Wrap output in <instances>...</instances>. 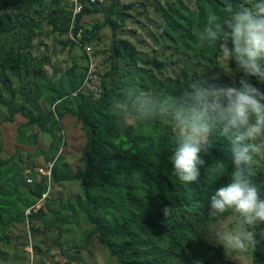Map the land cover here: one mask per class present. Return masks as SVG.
Listing matches in <instances>:
<instances>
[{
    "label": "rangeland",
    "instance_id": "1",
    "mask_svg": "<svg viewBox=\"0 0 264 264\" xmlns=\"http://www.w3.org/2000/svg\"><path fill=\"white\" fill-rule=\"evenodd\" d=\"M83 3L91 14L82 20L77 37L71 32V21L75 22L78 15L69 20V32L65 26L68 19L62 22L61 30H54L48 21L49 15L55 18L60 15L49 2L41 11L32 12L34 23H38L32 30L33 52L30 58L33 61L27 69L15 72L0 67V100L6 103L5 107L0 105V264H28L31 260L33 264H120L95 237L86 241L92 226L80 211L85 209V203L79 185L68 181L53 183L35 173L60 151L63 153L55 168L58 177L73 176L83 170L80 157L85 135L74 112L80 97H99L103 77L110 70L111 29L103 27L97 36L92 37L91 34L96 32V25L105 23L113 0H95V4L85 0ZM170 3L180 8L185 5L187 14L184 15L197 17L195 0H119L116 11L125 16L122 38L131 41L145 57H166L174 43L177 48H183L180 39L183 27L169 19L168 23L177 28L172 30L170 24L166 25V20H160L156 9H167ZM61 7H67L71 9L67 12H72L69 0H65ZM181 14L183 16V10ZM193 20L196 22V19ZM26 29H17L10 38L0 41V61L3 54L26 46L29 40ZM161 33L168 34L171 39H160ZM184 33L187 37L190 35L188 46L194 42L200 44V32ZM150 36H153V41L156 40L159 49L151 42ZM177 56L183 59L178 49ZM184 56L188 59L187 63L184 67L181 65L176 73L160 75L157 71L137 68V74L135 71L129 76L122 66L121 73L129 77L118 94L132 101L137 93L143 97L144 91L180 95L185 83L200 79L211 68L203 52L194 57L187 53ZM225 71L229 73L228 67ZM115 84L116 79L112 80L111 87ZM130 85L135 87L129 89ZM55 90L65 93L63 103L54 102ZM126 91L127 97L124 95ZM132 101L122 106L126 126L136 133L143 145L147 146L156 137L157 127L148 124L157 118L164 122L161 128L173 127L176 131L169 119L136 120L133 113L138 110L139 102ZM7 103L21 112L12 122ZM51 114H55L57 125L53 121L30 123L31 117L34 118L31 120L39 117L47 120ZM263 160L264 156L257 157L253 168L254 179L264 170ZM28 171L33 180L31 185L26 184ZM45 193L48 194L47 199L36 210L39 198ZM32 208L36 211L27 217V211ZM23 215L25 220L21 219ZM235 226L231 218L208 225L205 238H193L180 259L171 256L162 260L170 256L168 250L155 238L148 239L149 236L141 239L147 244L141 250L148 264H249L253 257L227 252L215 242L217 231ZM257 229L264 232V224L258 225Z\"/></svg>",
    "mask_w": 264,
    "mask_h": 264
},
{
    "label": "trees",
    "instance_id": "2",
    "mask_svg": "<svg viewBox=\"0 0 264 264\" xmlns=\"http://www.w3.org/2000/svg\"><path fill=\"white\" fill-rule=\"evenodd\" d=\"M64 1L0 0V41L10 38L17 29L27 28L29 33L26 46L19 48V51L2 55L1 68L15 72L29 67V63L33 61L30 58L33 52L32 30L38 25L33 21V13L41 11L48 2L55 6L56 12L60 13L58 18L49 15L48 21L53 25L54 30H61L65 19H68L65 26L69 30V22L73 15L72 12H67L71 9L61 7ZM241 2L242 0H195L198 9L197 17L184 15L187 14L185 5L180 8L170 3L168 8L162 11L156 8L160 20H166V25H169L168 21L172 19L177 26L183 27V33L180 34L183 48H177L174 43L169 47L166 57L163 55L145 57L146 55L141 53L131 41L122 38V24H125V16L116 11L119 0H113L105 23L94 27L96 32L91 34L92 37L97 36L103 27L109 26L111 29V66L105 78L103 77L102 86L98 92L99 97L89 99L80 97V103L74 112L85 135V146L80 157L83 170L76 172L73 176L58 177L55 168L60 155L52 170V182L68 181L79 185L85 203V209L80 211L92 226V230L85 237L86 241L95 237L97 242L103 245L120 264H148L141 250L147 246L145 242H141V239L147 236H149L148 239L155 238L168 250L170 256L162 257V260L170 259L171 256L180 259L193 238L198 240L205 238L208 225L230 218L229 214L216 217L208 214L210 196L218 187L228 182V172L232 170L228 139L222 136L219 130H213L209 134L212 148L202 156L205 165L200 169V178L190 184L183 183L173 174L169 160L175 148L176 131L173 127L161 128L164 122L157 118L148 124L157 127L156 137L152 138L147 146L143 145L136 133L126 126V115L122 106L132 100L122 97L118 91L126 85L125 79L133 75L137 68L157 71L160 75L176 73L181 65L184 67L187 63L188 59L184 56L186 53L194 57L203 52L204 57L206 56L211 64L210 70L200 79L218 86H231L234 81L238 82L242 73L236 72L234 62L229 65L230 69L228 68L229 73L232 72V74L229 75L225 71L227 66L219 59L218 44L207 46L194 42L188 46L187 40L190 35L187 37L184 32L202 31L209 12H215L223 17ZM90 14L91 12L85 7L74 24L71 21V27L74 25L72 33L75 37L81 32L82 20ZM193 19H196V22ZM170 27L174 31L177 29L171 24ZM149 38L158 48L156 40H152L153 36ZM89 39L87 41H90ZM160 39L171 38L168 34L161 33ZM177 49L183 54L182 60L176 57ZM192 50H195V53L190 54ZM122 66L125 68L124 73L129 76L121 73ZM114 79L117 80V84L111 87ZM248 79L254 86L264 91V84L258 83L254 77ZM187 85L185 83L183 91ZM55 94L54 102L57 104L62 101L63 103L65 93L55 90ZM0 105L5 107V101L0 100ZM9 105L7 103V106ZM8 112L11 122L17 114L21 113L11 106L8 107ZM56 114H58L57 107ZM31 119L34 118L31 117ZM31 119L32 124L53 121V124L57 125L55 114H51L47 120L45 117ZM214 162H222L227 166L224 174L210 176L205 172V169ZM255 181L264 187V170L257 175ZM166 207L171 209L168 216H165L163 212ZM34 217L36 215L32 216ZM21 219L25 220L24 215ZM257 232L260 233L258 229ZM153 264L156 263L153 262ZM253 264H264V242L254 251Z\"/></svg>",
    "mask_w": 264,
    "mask_h": 264
},
{
    "label": "clouds",
    "instance_id": "3",
    "mask_svg": "<svg viewBox=\"0 0 264 264\" xmlns=\"http://www.w3.org/2000/svg\"><path fill=\"white\" fill-rule=\"evenodd\" d=\"M69 1L74 17L84 11L83 1L79 0L83 9L78 13H75L72 0ZM91 2L95 4V0ZM199 41L207 46L218 44L219 59L223 64L229 68L234 62L236 72L242 73L238 82L218 86L196 79L188 83L180 95L144 91V96L140 97L137 93L132 102H139V107L133 114L138 121L160 117L174 124L175 148L169 160L173 174L183 183L190 184L200 178V169L205 165L202 156L212 148L209 134L213 130H219L228 139L232 170L228 172V182L210 196L208 214L213 217L229 214L236 225L217 231L214 235L216 244L227 252L252 258L257 246L264 242V232L255 230L264 224V187L257 184L253 174L257 157L264 156V91L248 78L254 77L264 84V0H242L223 17L209 12ZM124 95L127 97V91ZM62 152L40 168L53 163L49 176L39 175L36 171L38 177L52 181V170ZM226 168L222 162H214L205 172L210 176L222 175ZM26 179V184L31 185L27 183L31 179L30 173ZM43 195H46L45 199H42ZM43 195L37 203L40 208L48 196ZM35 208L27 211V217L37 210ZM170 211V207L163 209L165 216Z\"/></svg>",
    "mask_w": 264,
    "mask_h": 264
},
{
    "label": "built area",
    "instance_id": "4",
    "mask_svg": "<svg viewBox=\"0 0 264 264\" xmlns=\"http://www.w3.org/2000/svg\"><path fill=\"white\" fill-rule=\"evenodd\" d=\"M72 2L74 3V6H75V13H78L83 9V5L79 2V0H72ZM52 167H53V163L52 164L49 163L48 166L45 167L44 169L38 170V174L42 176H49ZM27 173L29 174V172ZM27 183L32 184V180L28 179ZM45 198H46V195H43L42 199H45ZM36 208L39 209L40 205L38 204ZM28 264H33V260H31L30 263Z\"/></svg>",
    "mask_w": 264,
    "mask_h": 264
},
{
    "label": "crops",
    "instance_id": "5",
    "mask_svg": "<svg viewBox=\"0 0 264 264\" xmlns=\"http://www.w3.org/2000/svg\"><path fill=\"white\" fill-rule=\"evenodd\" d=\"M232 264H233V263H232ZM249 264H253V260H251Z\"/></svg>",
    "mask_w": 264,
    "mask_h": 264
}]
</instances>
